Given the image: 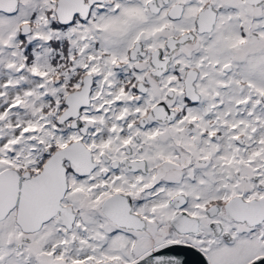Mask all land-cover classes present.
I'll return each instance as SVG.
<instances>
[{"label": "snow or ice", "instance_id": "obj_1", "mask_svg": "<svg viewBox=\"0 0 264 264\" xmlns=\"http://www.w3.org/2000/svg\"><path fill=\"white\" fill-rule=\"evenodd\" d=\"M0 264H264V0H0Z\"/></svg>", "mask_w": 264, "mask_h": 264}]
</instances>
